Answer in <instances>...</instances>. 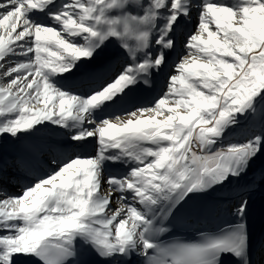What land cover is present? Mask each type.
Returning a JSON list of instances; mask_svg holds the SVG:
<instances>
[{
  "label": "snow or ice",
  "instance_id": "snow-or-ice-1",
  "mask_svg": "<svg viewBox=\"0 0 264 264\" xmlns=\"http://www.w3.org/2000/svg\"><path fill=\"white\" fill-rule=\"evenodd\" d=\"M194 17L167 91L119 111L137 85L153 86ZM112 43L123 64L97 84L104 65H89ZM258 114L264 0H0V138L52 125L77 148L97 142L94 156L53 158L57 168L21 195L0 196V264H88L89 254L100 264H254L247 199L235 222L198 242L163 238L179 206L240 181L264 153L262 134L216 147ZM107 164L128 170L105 178ZM13 179L0 168V186Z\"/></svg>",
  "mask_w": 264,
  "mask_h": 264
},
{
  "label": "bare ground",
  "instance_id": "bare-ground-1",
  "mask_svg": "<svg viewBox=\"0 0 264 264\" xmlns=\"http://www.w3.org/2000/svg\"><path fill=\"white\" fill-rule=\"evenodd\" d=\"M122 50L118 48L116 43H112L109 46V49L106 51V53L97 61H94L91 65H89L90 68H99L101 65H104V67L101 69L96 74L95 78H99L100 76H108L109 73L113 71V69H116L113 73V78L117 74L116 71H120L121 66L123 64V58L120 56V52ZM176 55L175 53L172 54L168 58V66L163 69V71L157 75L154 76V78L157 80L156 85L158 86H164L165 83L167 82L166 80V75L168 71H172L173 66L175 65L176 62ZM169 68V69H168ZM168 70V71H167ZM80 76V75H79ZM112 78V79H113ZM75 79V78H74ZM111 79V80H112ZM105 82V81H104ZM128 105V104H127ZM245 120V119H244ZM243 119H241V122ZM244 123V122H243ZM43 128V126H40V129ZM50 128H52L51 131H48V142H50L54 147L56 148H64V146H68L71 144H74L72 141L68 140L66 136V131L64 129L57 128L55 126L50 125ZM229 135L233 137V139L227 138L226 140L223 141L222 144H218L216 147H226L229 142L236 143L238 142L240 138H243L248 132L246 130H242V128H235V129H230L229 130ZM40 134V130L34 132L33 134H26L27 139L24 141L20 140V144L16 147L18 149L17 152L19 154L26 156V158L30 159V155H32V158L36 157L38 154L39 150L44 146L46 141L42 142V138ZM86 143H89L88 148L94 143L96 144V139L95 138H89L88 141L84 142L83 149L85 148ZM7 150V149H6ZM5 149L3 150L5 153ZM16 152V153H17ZM85 155L83 156H92L91 153L88 151H83ZM8 157L10 158L12 155L11 151L7 153ZM20 156V155H19ZM25 161L22 162L24 164ZM114 167H126L128 169V166L125 165H114ZM111 168V167H109ZM258 169V173L261 171L264 172V153H262L258 159L255 161L253 164L252 168L249 170L247 175L243 177L240 181H234V184L231 186L223 187L215 193V196L218 198V210L216 211L217 213H222L226 214L228 213V209L233 212L234 206L239 204V198L238 196L244 192L245 189H243L244 186L250 185L251 183L256 184L255 182L262 181L260 180L259 176L256 177L255 175L252 176L251 173H254ZM114 175H121L122 171H115L113 170ZM259 185V184H257ZM245 197H243L244 199ZM241 201V200H240ZM89 258L94 260V264H100L99 258L95 256V254H89L86 259L89 261ZM89 264H93L89 261Z\"/></svg>",
  "mask_w": 264,
  "mask_h": 264
},
{
  "label": "rangeland",
  "instance_id": "rangeland-1",
  "mask_svg": "<svg viewBox=\"0 0 264 264\" xmlns=\"http://www.w3.org/2000/svg\"><path fill=\"white\" fill-rule=\"evenodd\" d=\"M192 23H193V30L190 32V33H192V32H194L195 30H196V25H197V19L194 17L192 20ZM191 23V24H192ZM182 27H183V25H182ZM188 36V34H185V35H181L180 36V43H181V47H180V52H179V54H178V58L180 57V55L184 52V49H183V47H182V45H183V42H184V39L186 38ZM178 58H177V60H178ZM171 74H174V68L172 69V71L170 72V75ZM163 93L161 94V96H163V94L167 91V86H165L164 87V89H163ZM160 96V97H161ZM151 106V105H150ZM249 119V118H248ZM261 116L258 114L257 115V122L258 123H264V120L263 121H261ZM52 130V128H50V125H45V126H43V128H42V130L40 131V134L39 135H41V138H42V141L44 142V141H47L46 139L48 138V131H51ZM2 139H8L9 141H10V144H12V146H13V148L11 149V152H16L17 151V146L20 144V143H18L19 142V139L18 140H13L11 137H7V138H0V141L2 140ZM8 150H9V148H8ZM39 160H40V158H39ZM7 163H10V161H6V159L4 158V157H2V156H0V165H6ZM57 168V165H55V164H52L51 165V167H49L48 169L46 168V167H43V166H41V168L40 167H38V170L39 171H42L43 172V175H37L36 177H35V179L36 178H38V177H40V176H44V175H47L48 173H50V172H52L53 170H55ZM13 171V169L12 168H10V169H8V171ZM12 177H14V176H12ZM15 178V177H14ZM16 179H13L12 180V183H8L7 185H2V186H0V187H2V189H3V191L2 192H0V196H2L3 195V193H6L7 195H9V196H19V195H21L22 193H17L16 192V190H20L21 189V191L23 190V187H21V188H18L17 186H15V185H17V184H14V185H12L13 184V182L15 181ZM35 181V180H34ZM12 185V186H11ZM29 185V184H28ZM105 188V191H106V189H107V184L105 183V184H103L102 185V189H104ZM115 199V198H114ZM111 205H114V207H111V208H115V207H117V204H115V203H113V204H111ZM110 205V206H111Z\"/></svg>",
  "mask_w": 264,
  "mask_h": 264
},
{
  "label": "water",
  "instance_id": "water-1",
  "mask_svg": "<svg viewBox=\"0 0 264 264\" xmlns=\"http://www.w3.org/2000/svg\"><path fill=\"white\" fill-rule=\"evenodd\" d=\"M233 182H234V181H233ZM233 182H232V183H229V185L233 184Z\"/></svg>",
  "mask_w": 264,
  "mask_h": 264
}]
</instances>
